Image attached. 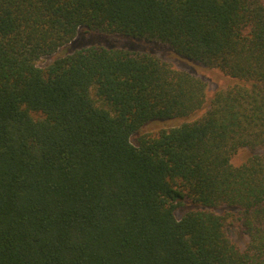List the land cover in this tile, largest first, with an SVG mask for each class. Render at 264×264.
<instances>
[{"label": "trees", "instance_id": "trees-1", "mask_svg": "<svg viewBox=\"0 0 264 264\" xmlns=\"http://www.w3.org/2000/svg\"><path fill=\"white\" fill-rule=\"evenodd\" d=\"M0 264H264V0H0Z\"/></svg>", "mask_w": 264, "mask_h": 264}, {"label": "rangeland", "instance_id": "rangeland-1", "mask_svg": "<svg viewBox=\"0 0 264 264\" xmlns=\"http://www.w3.org/2000/svg\"><path fill=\"white\" fill-rule=\"evenodd\" d=\"M93 45L113 49H125L130 52L154 55L159 59L168 62L176 69L186 70L205 80L207 84L208 97L212 96L218 89L226 87L230 84V81H228L227 77L219 69L209 68L202 63L197 65L188 61L178 55L169 45L144 38L138 39L122 34H108L104 32L81 33L72 43L62 46L56 53L41 57L38 60L37 65L44 68L56 57L65 55L75 48H85ZM200 114L201 113L193 115L192 118H196ZM164 125L153 123L149 127L144 128L141 133H151V135H157L162 127H167ZM133 140L135 141L136 139L133 138ZM251 153V150L241 149L232 157L233 164H241ZM229 235L242 248L248 241L247 235L243 233L238 223H233L230 226Z\"/></svg>", "mask_w": 264, "mask_h": 264}]
</instances>
